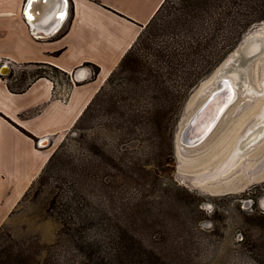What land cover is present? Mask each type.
I'll return each instance as SVG.
<instances>
[{"label": "rangeland", "instance_id": "1", "mask_svg": "<svg viewBox=\"0 0 264 264\" xmlns=\"http://www.w3.org/2000/svg\"><path fill=\"white\" fill-rule=\"evenodd\" d=\"M260 23L246 36L259 37L249 43L258 49L226 62L225 75L237 77L238 100L195 148L181 147L176 130L214 88L224 66L216 69L249 29L181 103L176 75L165 78V96L134 93L117 67L104 77L77 124L53 144L64 153L0 226V261L20 252L29 264H264ZM5 65L3 75L11 69ZM89 70L94 77L96 67ZM30 74L65 79L49 66ZM27 75L19 68L8 80L21 88ZM81 221L89 224L73 227ZM62 223L73 229L70 236ZM117 226L126 230L118 234Z\"/></svg>", "mask_w": 264, "mask_h": 264}, {"label": "crops", "instance_id": "2", "mask_svg": "<svg viewBox=\"0 0 264 264\" xmlns=\"http://www.w3.org/2000/svg\"><path fill=\"white\" fill-rule=\"evenodd\" d=\"M162 2L0 0V69L11 65L0 73V226ZM43 66L65 79L30 74ZM19 68L28 75L16 88Z\"/></svg>", "mask_w": 264, "mask_h": 264}, {"label": "trees", "instance_id": "3", "mask_svg": "<svg viewBox=\"0 0 264 264\" xmlns=\"http://www.w3.org/2000/svg\"><path fill=\"white\" fill-rule=\"evenodd\" d=\"M262 21L264 0H163L117 68L128 83H133L134 93L165 96V78L176 75L181 79L174 97L181 103L186 93L221 62L241 36ZM97 73L98 68L95 75ZM101 89L102 86L95 96ZM156 112L154 110L153 114ZM59 153L64 152L58 147L40 173V179ZM88 224L81 221L72 225L79 228ZM62 227L70 236L69 231L73 229L65 223ZM117 229L118 234L126 230L122 226ZM17 254L15 259L6 263L0 261V264H29L24 254Z\"/></svg>", "mask_w": 264, "mask_h": 264}, {"label": "bare ground", "instance_id": "4", "mask_svg": "<svg viewBox=\"0 0 264 264\" xmlns=\"http://www.w3.org/2000/svg\"><path fill=\"white\" fill-rule=\"evenodd\" d=\"M33 17L34 16L32 15L31 18ZM260 24L264 25V23H260ZM262 29H264V27H262ZM255 49L258 48L256 46L252 47L248 44L246 50L244 51V56H246L248 53L253 52ZM0 70H1L0 72L2 73H6L7 71L5 67ZM80 77L82 78L83 74H80ZM223 81H225V83ZM236 82H237V77H234L233 75L231 76L222 75L214 82V85L220 83V86H217V89H220L221 91L222 89H224V92H221L216 104L214 105L213 120L210 122V119L208 120L206 119L204 120V122H201V118H202L201 116L204 115L203 111L198 114V120L197 118L193 119V116L195 115L196 111L200 109L201 106L205 103L204 101L206 100L207 97L210 96L209 100L211 99V93L213 91H216L217 90L216 88L210 90L204 101L198 106L196 111L193 114H191L190 117L188 118L187 122L193 119V121H191L192 134L189 137L183 135L180 138H178L179 145L181 142H184L186 146L192 147L194 145L199 144L200 142H203L208 137V135L214 129V126L218 122V120H220L226 113L227 109L231 107L233 104H235L236 101L238 100L239 92L236 86L237 85ZM245 85H246L245 90L247 91V93L251 94L254 91V89L249 88L248 84ZM205 107L208 106L206 105ZM44 142L45 141H40L39 144L43 145Z\"/></svg>", "mask_w": 264, "mask_h": 264}, {"label": "water", "instance_id": "5", "mask_svg": "<svg viewBox=\"0 0 264 264\" xmlns=\"http://www.w3.org/2000/svg\"><path fill=\"white\" fill-rule=\"evenodd\" d=\"M253 29H255L254 26L251 27V28H250V29L244 34L242 40L239 42V44L236 46V48L230 53V55H229V56H228V57H227V58L221 63V65L216 69L217 71H218L222 66H224V67H223V71H224V72H223V75H225L226 72H227L228 70H230V67H231V66H229V65L226 66V62H227L228 58H229L230 56H233L234 61H238V63H239V59H241L242 56H244V51L246 50L248 44H249L252 40H253L254 42H257V41L259 40V37H254V39H252V38H250V39H246V36L249 35V34H251ZM256 29H257V28H256ZM235 53H236V54H235ZM251 57H252V56H249L248 59L251 58ZM223 82L225 83V81H223ZM212 85H213V84H212ZM217 86H220V83L215 84V86H214L213 89H215V88L217 89ZM221 92H224V89H222V91H221L220 89H217L216 91H213V92L211 93V99L209 100V98H210V96H209V97H207L206 100L204 101V102H205V103H204L205 105H204V104L202 105V106H204V107L201 106V108L198 109V110L196 111V109L198 108V107H197V108L191 113V114H193V113L196 111L195 115L193 116V119H194V118H195V119L197 118V120H198V114H199L200 112L203 111L204 115L201 116V117H202V118H201V122H204V120H206V119H207V120L210 119V122H211V121L213 120V116H214V105L216 104V102H217V100H218V98H219ZM206 105H207L208 107H205ZM191 114L185 116V117L183 118V120L181 121L178 130H176V141H177V138H180V137L183 136V135L189 137V136L192 134V130H191V121H193V119L187 122V120H188V118H189V116H190ZM202 143H203V142H200L199 144L194 145V146L191 147V146H186V145L184 144V142H181V143H180V146H182L184 149L187 150V149L195 148V147L201 145Z\"/></svg>", "mask_w": 264, "mask_h": 264}, {"label": "snow or ice", "instance_id": "6", "mask_svg": "<svg viewBox=\"0 0 264 264\" xmlns=\"http://www.w3.org/2000/svg\"><path fill=\"white\" fill-rule=\"evenodd\" d=\"M33 2H34V0H28V7L29 8L31 7V5H32ZM27 18L31 19V17H27Z\"/></svg>", "mask_w": 264, "mask_h": 264}, {"label": "flooded vegetation", "instance_id": "7", "mask_svg": "<svg viewBox=\"0 0 264 264\" xmlns=\"http://www.w3.org/2000/svg\"><path fill=\"white\" fill-rule=\"evenodd\" d=\"M4 67H1V69H3Z\"/></svg>", "mask_w": 264, "mask_h": 264}, {"label": "built area", "instance_id": "8", "mask_svg": "<svg viewBox=\"0 0 264 264\" xmlns=\"http://www.w3.org/2000/svg\"><path fill=\"white\" fill-rule=\"evenodd\" d=\"M26 6H28V3H27V5Z\"/></svg>", "mask_w": 264, "mask_h": 264}]
</instances>
